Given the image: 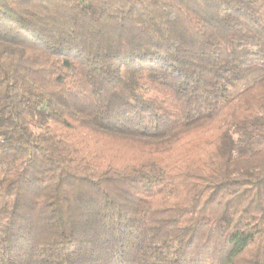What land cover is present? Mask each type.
Segmentation results:
<instances>
[{"label": "trees", "instance_id": "16d2710c", "mask_svg": "<svg viewBox=\"0 0 264 264\" xmlns=\"http://www.w3.org/2000/svg\"><path fill=\"white\" fill-rule=\"evenodd\" d=\"M0 264H264V0H0Z\"/></svg>", "mask_w": 264, "mask_h": 264}]
</instances>
